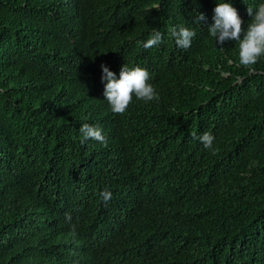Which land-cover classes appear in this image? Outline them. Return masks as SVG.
<instances>
[{
    "label": "trees",
    "instance_id": "obj_1",
    "mask_svg": "<svg viewBox=\"0 0 264 264\" xmlns=\"http://www.w3.org/2000/svg\"><path fill=\"white\" fill-rule=\"evenodd\" d=\"M224 2L245 30L264 4L0 0V264H264V56L250 72L209 35ZM102 64L146 69L159 99L113 115Z\"/></svg>",
    "mask_w": 264,
    "mask_h": 264
},
{
    "label": "clouds",
    "instance_id": "obj_2",
    "mask_svg": "<svg viewBox=\"0 0 264 264\" xmlns=\"http://www.w3.org/2000/svg\"><path fill=\"white\" fill-rule=\"evenodd\" d=\"M247 11L252 19L245 30L242 27L243 22L237 10L231 3H217L213 9L214 23L207 30L209 35L215 38V42L221 45L226 41H236L239 45V65L248 68L251 72L254 71L252 66L258 62L260 57L264 56V4H261L255 12L251 8H248ZM204 19L205 17L201 14L196 21L199 23ZM171 35L175 38L177 47L187 49L191 46L192 38L196 33L187 27H180L179 30L173 29ZM160 43H162V33L154 31L146 42H142V47L147 50ZM101 69V80L106 82L103 96L108 102L107 108L113 115H123L135 98L145 103L159 99L154 87L148 83L149 73L146 69L140 67L129 69L123 65L119 73V79L106 65L102 64ZM79 132L83 137L81 143L89 139L102 144L107 143L102 130L97 126L84 123L81 125ZM191 135L193 139L199 140L205 150H212L213 154L216 153L217 150L214 148L215 138L211 134L204 133L199 137L195 133ZM100 195L105 204L111 199V192L107 190L101 192ZM70 220L71 216L66 215V221ZM72 233L75 234V226L72 228Z\"/></svg>",
    "mask_w": 264,
    "mask_h": 264
}]
</instances>
